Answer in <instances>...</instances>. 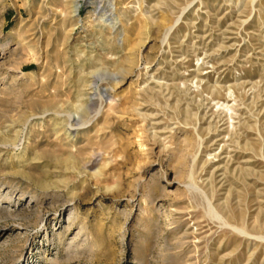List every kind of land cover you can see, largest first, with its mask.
Returning <instances> with one entry per match:
<instances>
[{"label":"rangeland","instance_id":"1","mask_svg":"<svg viewBox=\"0 0 264 264\" xmlns=\"http://www.w3.org/2000/svg\"><path fill=\"white\" fill-rule=\"evenodd\" d=\"M0 264H264V0H0Z\"/></svg>","mask_w":264,"mask_h":264}]
</instances>
